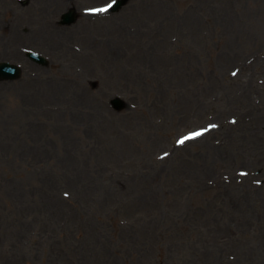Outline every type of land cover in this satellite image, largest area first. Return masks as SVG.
I'll use <instances>...</instances> for the list:
<instances>
[{"label": "rangeland", "instance_id": "374dc122", "mask_svg": "<svg viewBox=\"0 0 264 264\" xmlns=\"http://www.w3.org/2000/svg\"><path fill=\"white\" fill-rule=\"evenodd\" d=\"M7 1L0 264H264V0Z\"/></svg>", "mask_w": 264, "mask_h": 264}, {"label": "snow or ice", "instance_id": "6c2138e0", "mask_svg": "<svg viewBox=\"0 0 264 264\" xmlns=\"http://www.w3.org/2000/svg\"><path fill=\"white\" fill-rule=\"evenodd\" d=\"M112 7V5H107L106 7H104V8H98V9H91V11H94V12H100V11H108L109 10V8H111ZM181 143H183V141H181Z\"/></svg>", "mask_w": 264, "mask_h": 264}, {"label": "bare ground", "instance_id": "6f19581e", "mask_svg": "<svg viewBox=\"0 0 264 264\" xmlns=\"http://www.w3.org/2000/svg\"><path fill=\"white\" fill-rule=\"evenodd\" d=\"M49 1V0H48ZM47 0H45V2L47 3L48 2ZM50 3H53V4H55L56 6H61V5H58L57 3H56V1L55 0H51L50 1ZM66 4V3H65ZM45 40V39H44Z\"/></svg>", "mask_w": 264, "mask_h": 264}, {"label": "water", "instance_id": "95a60500", "mask_svg": "<svg viewBox=\"0 0 264 264\" xmlns=\"http://www.w3.org/2000/svg\"><path fill=\"white\" fill-rule=\"evenodd\" d=\"M125 1H127V0H122V2H121L120 4H122V3L125 2ZM120 4H119V5H120ZM16 76H17V75H16ZM120 104H121V103H120V101H119V106H120ZM117 106H118V105H117Z\"/></svg>", "mask_w": 264, "mask_h": 264}]
</instances>
